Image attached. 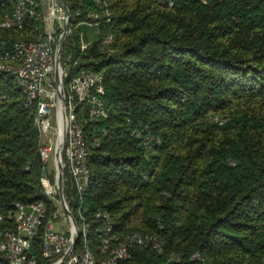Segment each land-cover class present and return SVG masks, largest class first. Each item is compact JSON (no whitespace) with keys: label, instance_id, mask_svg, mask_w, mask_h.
<instances>
[{"label":"trees","instance_id":"1","mask_svg":"<svg viewBox=\"0 0 264 264\" xmlns=\"http://www.w3.org/2000/svg\"><path fill=\"white\" fill-rule=\"evenodd\" d=\"M79 1L82 11L97 8ZM104 1L110 20L85 54L71 45L74 31L61 50L71 61L79 56L76 68L102 71L108 109L82 124L91 250L97 255L101 209L119 236L137 229L163 242L162 252L133 246L119 264H264V0ZM67 5L72 12L77 0ZM10 8L0 0V19ZM104 32L110 52L99 48ZM17 35L0 28V38ZM8 84L0 213L12 228L13 203L42 198L43 163L33 112ZM137 125L151 135L145 146ZM193 252L199 259L188 258Z\"/></svg>","mask_w":264,"mask_h":264},{"label":"built area","instance_id":"2","mask_svg":"<svg viewBox=\"0 0 264 264\" xmlns=\"http://www.w3.org/2000/svg\"><path fill=\"white\" fill-rule=\"evenodd\" d=\"M7 1L11 8L0 19V28L13 30L18 35L0 38V75L4 77L0 78V103L10 98V82L21 94L20 105L33 112L37 153L43 167L39 177L42 198L25 203L14 202L12 228L4 225L0 213V264H119L120 260L129 257L133 246L162 252L163 242L153 233L129 229L119 236L109 213L101 209L94 212V217L100 221V225L94 228L99 236L97 255L89 245L90 225L85 221L82 203L89 185L82 124L107 116L102 71L76 68L79 56L71 61L68 54L61 61L62 47L56 67L55 49L67 20L69 26L64 42L73 34L72 25L75 28L79 25L97 28L108 22L110 12L107 3L93 0L97 8L82 11L77 0V6L70 12L67 2L73 0H65L66 6L61 0ZM155 1L171 5L173 0ZM112 41V34L104 32L100 50L110 52ZM90 42L77 33L76 41L71 45L77 48L79 55H83ZM60 94L63 107L58 116ZM59 131L62 135L60 193L57 191V159L54 156ZM132 132L143 146L151 139L145 126L137 125ZM48 160L53 166L52 179L45 169ZM61 200L70 211L75 226ZM52 219L58 223L56 230ZM193 258H199V254L195 252L190 257Z\"/></svg>","mask_w":264,"mask_h":264},{"label":"water","instance_id":"3","mask_svg":"<svg viewBox=\"0 0 264 264\" xmlns=\"http://www.w3.org/2000/svg\"><path fill=\"white\" fill-rule=\"evenodd\" d=\"M61 3L63 4V6H66L65 0H61ZM68 26H69V21L67 20L66 23H65V26H64V30H63L61 36L58 39L57 47L55 49V66L56 67H57V64H58V57H59L60 49H61V47L63 45L64 39H65V35H66V30H67ZM59 99H60V106H59V110H58V116H60V113H61L62 107H63V97H62L61 94L59 95ZM61 141H62V135H61V132L59 131V137L57 139L55 152H54V156L57 159L56 169H57V174H58V180H57V191H58V193H60V191H61V179H62V169H61V166L59 164V150H60V146H61ZM61 204H62L63 209L65 210V212L69 215L73 225L75 226V222H74V220L71 217L70 211L63 204L62 200H61Z\"/></svg>","mask_w":264,"mask_h":264},{"label":"rangeland","instance_id":"4","mask_svg":"<svg viewBox=\"0 0 264 264\" xmlns=\"http://www.w3.org/2000/svg\"><path fill=\"white\" fill-rule=\"evenodd\" d=\"M72 29L76 34L80 33L84 40H91L93 38L94 34L97 32L96 28L86 26V25H79L78 28H75L74 25H72ZM62 51L64 52V50H62ZM61 55H62V52H61ZM63 59H64V57H63ZM61 61H62V56H61ZM52 168H53V166L51 164V161L48 160V162L45 164V169L48 172V176L50 177V179H52L51 178L52 176H50V174L52 173ZM52 226L55 230L58 229V223L55 219H52ZM194 253L195 252H193L188 258H190ZM169 258H174L175 260L180 259V257L176 254H170L167 257V259H169ZM195 259H197V258H195Z\"/></svg>","mask_w":264,"mask_h":264}]
</instances>
